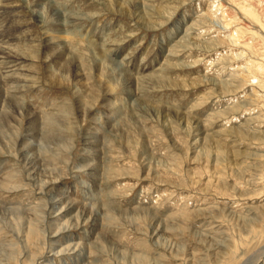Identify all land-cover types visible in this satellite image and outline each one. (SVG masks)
<instances>
[{
  "label": "rangeland",
  "instance_id": "1",
  "mask_svg": "<svg viewBox=\"0 0 264 264\" xmlns=\"http://www.w3.org/2000/svg\"><path fill=\"white\" fill-rule=\"evenodd\" d=\"M0 264H264V0H0Z\"/></svg>",
  "mask_w": 264,
  "mask_h": 264
},
{
  "label": "bare ground",
  "instance_id": "2",
  "mask_svg": "<svg viewBox=\"0 0 264 264\" xmlns=\"http://www.w3.org/2000/svg\"><path fill=\"white\" fill-rule=\"evenodd\" d=\"M141 21H142V19H141ZM177 29H178V28H177ZM177 29H176V30H177ZM5 125H6V124H5ZM4 127H5V126H4ZM11 128H12V127H11ZM28 144H29V143H28ZM29 146H30V145H29ZM31 146H32V145H31ZM26 147H27V146H26ZM26 147H24V149H26ZM32 147H33V146H32ZM31 149H32V148H31ZM27 155L30 156V154H27ZM25 156H26V155H25ZM31 168H32V165H31ZM57 201L60 202V199H57ZM69 205H70V204H69ZM73 206H74V204H73Z\"/></svg>",
  "mask_w": 264,
  "mask_h": 264
}]
</instances>
